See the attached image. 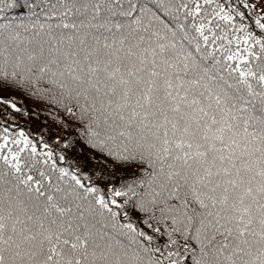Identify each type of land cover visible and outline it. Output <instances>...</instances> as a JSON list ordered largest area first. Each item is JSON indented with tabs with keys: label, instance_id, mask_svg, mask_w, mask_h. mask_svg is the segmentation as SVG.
<instances>
[{
	"label": "snow or ice",
	"instance_id": "1",
	"mask_svg": "<svg viewBox=\"0 0 264 264\" xmlns=\"http://www.w3.org/2000/svg\"><path fill=\"white\" fill-rule=\"evenodd\" d=\"M0 88L128 170L0 127V264H264V0H0Z\"/></svg>",
	"mask_w": 264,
	"mask_h": 264
},
{
	"label": "trees",
	"instance_id": "2",
	"mask_svg": "<svg viewBox=\"0 0 264 264\" xmlns=\"http://www.w3.org/2000/svg\"><path fill=\"white\" fill-rule=\"evenodd\" d=\"M0 93L14 97L18 106L26 108L30 113L24 116L10 108L5 110V106L0 105V121L3 122L0 123V127L8 126L10 131H18L22 128L30 139L37 143L38 152L45 151L41 144V138H43V143H47L57 154L59 167L79 169L81 174L91 176L94 182L104 186L117 183L120 174L128 171L122 168L114 169L111 160L105 159L99 152L89 147L80 135L78 123L70 120L63 112L28 96L22 90L0 88ZM6 112L10 113L13 118L7 119ZM57 113H59V118H54ZM61 119L65 123H61ZM65 143L69 145L67 148L63 147ZM60 153L65 156L64 161L59 160ZM113 171L116 173V180L101 179V173L107 175ZM33 174L38 176V172Z\"/></svg>",
	"mask_w": 264,
	"mask_h": 264
}]
</instances>
